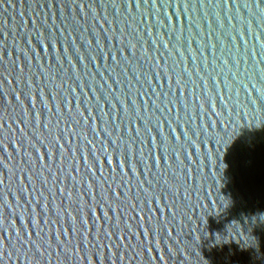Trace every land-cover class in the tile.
Returning <instances> with one entry per match:
<instances>
[{
	"label": "water",
	"instance_id": "obj_1",
	"mask_svg": "<svg viewBox=\"0 0 264 264\" xmlns=\"http://www.w3.org/2000/svg\"><path fill=\"white\" fill-rule=\"evenodd\" d=\"M0 264H264V0H0Z\"/></svg>",
	"mask_w": 264,
	"mask_h": 264
}]
</instances>
